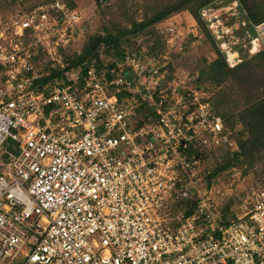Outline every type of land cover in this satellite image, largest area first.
Returning <instances> with one entry per match:
<instances>
[{"label": "built area", "instance_id": "built-area-1", "mask_svg": "<svg viewBox=\"0 0 264 264\" xmlns=\"http://www.w3.org/2000/svg\"><path fill=\"white\" fill-rule=\"evenodd\" d=\"M33 1L0 11V264H264V190L224 222L199 188L230 133L196 78L168 82L127 51L70 66L82 17ZM188 195L183 217L172 203Z\"/></svg>", "mask_w": 264, "mask_h": 264}, {"label": "trees", "instance_id": "trees-1", "mask_svg": "<svg viewBox=\"0 0 264 264\" xmlns=\"http://www.w3.org/2000/svg\"><path fill=\"white\" fill-rule=\"evenodd\" d=\"M45 1L48 0H34L25 8L30 9ZM229 1L235 3V9L238 12L236 16L232 17L234 23L225 24L227 28L230 27L234 33L238 34L237 38L239 39L235 43L236 47H230V51L236 53V57L239 56L234 60L233 66L227 61V54L219 50L216 45L220 42H226V36L217 39L215 33L209 28L210 22L205 18L206 14L202 16L205 12L210 14L219 0H160L163 5L158 8H150L151 14L145 16L144 20L133 21L130 28L116 26L113 32L107 29L105 36L92 38L83 43L80 57L68 58L70 66H76L86 60L94 59L98 68H101L102 63L98 59L101 47L107 54L113 51V57L120 60L128 49L123 46L130 45L133 42L132 38H136L142 32L148 33V31L153 37L152 28L155 25L164 22L179 11H187L214 52V58L201 70L192 86L203 92L205 89L199 84L204 82L214 90L217 91L218 89L216 100L212 101L208 97L207 101L216 114L221 117L231 137L236 138L233 131L234 127L237 125L241 127V131L237 134L236 150L228 152V150L220 148L207 156L204 155L207 158L214 156L215 152H224L222 161L205 176L207 186L226 170L241 167L253 168L263 158L264 151V48L262 50L258 48L255 53L248 56L251 53L252 43L257 36L255 27L264 23V0ZM3 2L5 0H0V11L4 13L7 9ZM66 3L73 9L72 5ZM148 4L152 6L151 3L148 2ZM158 43V39H155L154 45L149 46V54L153 55L157 52ZM219 96L222 97V102L217 101ZM237 97L242 100L238 101ZM137 114L139 125L147 122L148 114L152 116L151 109L146 106L137 109ZM195 204L194 197L188 195L187 197H177L173 201L172 207L180 211L183 217H187L194 212ZM222 219L224 222L227 220L224 215Z\"/></svg>", "mask_w": 264, "mask_h": 264}, {"label": "rangeland", "instance_id": "rangeland-1", "mask_svg": "<svg viewBox=\"0 0 264 264\" xmlns=\"http://www.w3.org/2000/svg\"><path fill=\"white\" fill-rule=\"evenodd\" d=\"M82 17L81 39L86 43L89 39L102 37L106 31H115L116 26L130 28L133 21L140 22L145 16L151 14L150 8H158L161 5L160 0H65ZM229 0H219L214 6L212 12H205V18L210 22L209 28L215 33L217 39L226 36V42L217 43L219 50L227 54V61L234 65L237 55L231 50L239 40L238 34L226 23H234V16L237 15L235 3ZM151 3L152 6L150 4ZM227 2V3H226ZM226 3V5H223ZM204 14V13H203ZM203 16V15H202ZM264 29V23L260 24ZM233 31H231V30ZM152 34L142 32L136 38H132L130 45L123 46L128 48L126 51L145 57L152 64H158L166 71V80L171 82L186 81L188 76L195 78L200 75L201 70L214 58V52L209 42L199 31L195 21L187 11L182 10L172 15L170 18L155 25L152 28ZM233 34V35H232ZM152 37V38H151ZM252 47L248 56L255 53L258 48H264V33ZM151 38V39H150ZM155 39H158L157 52L149 54V46L154 45ZM237 39V40H236ZM113 51L105 53L104 48L99 50L98 59L102 66L110 67L116 59L113 57ZM143 59V58H142ZM205 90V96L216 100L217 91L208 86L207 83L199 84ZM199 91V90H198ZM237 100L240 101L237 97ZM217 101L222 102L221 96ZM235 137L230 136V145L224 147V150L233 152L236 150L237 134L241 131L240 125L234 127ZM224 153V152H223ZM223 153L215 152L214 156H208L202 161L197 170V177L201 180V192L206 197L211 198L213 204L223 214L227 220L234 219L241 214L244 201L253 189L264 190V151L263 158L257 162L253 168L245 169L233 168L226 170L207 186L205 176L212 172L218 163L222 161Z\"/></svg>", "mask_w": 264, "mask_h": 264}, {"label": "crops", "instance_id": "crops-1", "mask_svg": "<svg viewBox=\"0 0 264 264\" xmlns=\"http://www.w3.org/2000/svg\"><path fill=\"white\" fill-rule=\"evenodd\" d=\"M236 54V53H235ZM222 218H223V214H222ZM223 220V219H222ZM227 221V220H226Z\"/></svg>", "mask_w": 264, "mask_h": 264}]
</instances>
